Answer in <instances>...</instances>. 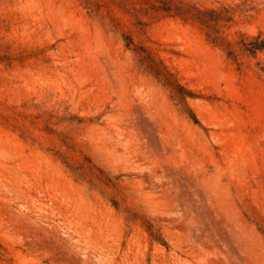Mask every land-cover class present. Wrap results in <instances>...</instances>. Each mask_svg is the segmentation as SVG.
Instances as JSON below:
<instances>
[{"label": "rangeland", "instance_id": "1", "mask_svg": "<svg viewBox=\"0 0 264 264\" xmlns=\"http://www.w3.org/2000/svg\"><path fill=\"white\" fill-rule=\"evenodd\" d=\"M0 264H264V0H0Z\"/></svg>", "mask_w": 264, "mask_h": 264}]
</instances>
